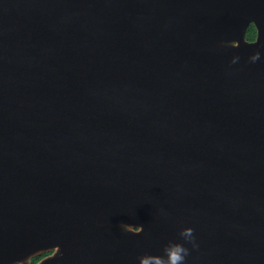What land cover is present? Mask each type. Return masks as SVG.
<instances>
[{"label":"water","instance_id":"obj_1","mask_svg":"<svg viewBox=\"0 0 264 264\" xmlns=\"http://www.w3.org/2000/svg\"><path fill=\"white\" fill-rule=\"evenodd\" d=\"M172 245L264 264V0H0V264Z\"/></svg>","mask_w":264,"mask_h":264},{"label":"clouds","instance_id":"obj_2","mask_svg":"<svg viewBox=\"0 0 264 264\" xmlns=\"http://www.w3.org/2000/svg\"><path fill=\"white\" fill-rule=\"evenodd\" d=\"M236 58H233V62H235ZM253 61H255V57L252 58ZM121 227L125 231H129L132 234H139L140 232L143 231V226L142 225H127L123 224ZM191 234H192V229L191 228H186L182 231L181 235L187 239L191 240ZM193 247H196L195 244H193ZM187 249L180 247V246H175L172 245L166 250V256H167V261L166 264H182L184 261L185 256L187 255ZM150 258L148 257H140L139 258V264H149ZM155 264H161L159 260L155 262Z\"/></svg>","mask_w":264,"mask_h":264},{"label":"trees","instance_id":"obj_3","mask_svg":"<svg viewBox=\"0 0 264 264\" xmlns=\"http://www.w3.org/2000/svg\"><path fill=\"white\" fill-rule=\"evenodd\" d=\"M255 36H256L255 28L252 24H249L245 30L244 39L247 42H253L255 40ZM40 257H41V255L33 257L30 260V264H36L38 262V260L40 259Z\"/></svg>","mask_w":264,"mask_h":264},{"label":"flooded vegetation","instance_id":"obj_4","mask_svg":"<svg viewBox=\"0 0 264 264\" xmlns=\"http://www.w3.org/2000/svg\"><path fill=\"white\" fill-rule=\"evenodd\" d=\"M52 253H53V252H49V253L42 254L41 257H40V259H39L38 261H40V260H42V259H44V258L50 256Z\"/></svg>","mask_w":264,"mask_h":264}]
</instances>
